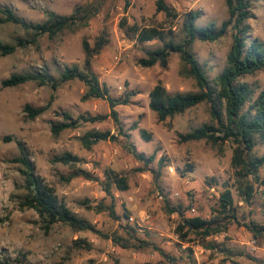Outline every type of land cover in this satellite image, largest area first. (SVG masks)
<instances>
[{
	"label": "rangeland",
	"instance_id": "rangeland-1",
	"mask_svg": "<svg viewBox=\"0 0 264 264\" xmlns=\"http://www.w3.org/2000/svg\"><path fill=\"white\" fill-rule=\"evenodd\" d=\"M155 2L0 0V5L34 24L44 22L47 11L71 15L78 7L100 5L86 26L64 30L55 38L43 35L10 55L0 53V258L11 264H264V236L254 237L249 229L251 222L264 226L262 187L252 177L247 178L255 192L250 204L243 200L232 163L235 144L230 140L217 146L206 140L180 141V134L214 123L210 105L201 103L165 121H159L149 108V93L158 83L172 93L199 90L189 66L179 53H171L166 68L142 67L138 63L147 51L162 44L157 39L140 42L137 30L156 27L182 42L187 13H201L197 27L209 23L220 26L229 17L226 0H167L176 10V18L157 12ZM251 14L249 38L264 41V0H251ZM1 17L0 14V20ZM234 33L230 27L218 41L196 40L191 45V52L211 82L227 65ZM101 36L107 42L91 59V68L113 97L130 94L129 102L116 107L118 123L109 117L54 136L51 124L62 121L60 114L64 111L73 118L110 112L105 100H82L87 91L82 81H61L66 67L77 65L86 70L83 42L94 47ZM19 38H32V32L0 21V42L16 44ZM43 71L58 83L56 89L37 82L2 86V81L12 74ZM241 81L251 86L256 99L264 90V70L246 75ZM50 101L51 107L34 120L24 113L27 104L37 108ZM93 129L119 134V139L101 141L88 150L81 137ZM142 130L151 134L150 141L141 136ZM18 142L24 145L42 183L52 187L60 202L108 238L92 231H75L62 223L46 229L37 211L21 208L27 190L21 166L13 161L20 156ZM127 142L134 145L137 154L147 158L153 155L154 161L148 165L140 161L127 149ZM66 152L80 161L75 165L52 163L53 157ZM253 154L264 155V142L258 140ZM80 170L94 179L79 175ZM106 170L125 175L128 180V190L112 188L116 217L108 210H100L101 205L112 204L103 189ZM260 173L264 177V167ZM226 189L232 192L237 221H230L226 232L206 239L191 233V241H181L175 231L181 217L168 213L167 203L172 207L182 205L185 217L208 219ZM112 236L121 237L127 247L117 245ZM78 240L89 242L92 248H78ZM210 244L216 247L208 248Z\"/></svg>",
	"mask_w": 264,
	"mask_h": 264
},
{
	"label": "trees",
	"instance_id": "trees-1",
	"mask_svg": "<svg viewBox=\"0 0 264 264\" xmlns=\"http://www.w3.org/2000/svg\"><path fill=\"white\" fill-rule=\"evenodd\" d=\"M156 11L164 13L168 18H176V10L167 0H156ZM229 13L228 19L224 20L220 26L209 23L206 26L197 27L196 22L200 17V12L191 11L184 16L183 31L184 39L176 42L166 32L156 27L137 30L138 40L147 42L159 40L161 47L147 51V56L141 58L138 63L142 67H152L160 65L166 68L169 63L171 53H179L182 60L189 66L190 75L196 80L199 90L190 93H172L162 84L158 83L149 93V108L157 115L159 121H165L176 115L183 114L187 110L198 106L201 103H208L211 108L213 124H204L188 133L180 134L181 142L206 140L217 146L226 141L235 144L232 163L236 170L237 183L240 195L243 200L250 204L254 196V185L246 182L252 177L259 186L262 187L264 196V177L261 176V169L264 167V155L254 156L253 151L258 140L264 142V90L256 99H253L254 90L251 86L242 82L241 78L246 75H253L264 70V41L259 38H249L251 26L248 20L252 17L251 0H226ZM100 5L91 7H78L71 15H60L54 11L46 12V20L42 23H28L23 18L17 16L8 6L0 5L2 23H13L32 32V38L17 39L16 44H5L0 42V53L3 56L10 55L18 47H26L43 36L55 38L58 34L67 29L86 26L88 20L99 11ZM232 27L235 31L232 46L227 56V65L211 82L203 71L198 60L191 52L190 48L194 41L215 42L222 38ZM107 40L101 36L91 47L87 41L83 42L86 54V70L82 71L77 65L66 67L62 73L61 81L79 80L85 83L87 91L82 97L83 101L89 99H102L108 102L110 112L95 116H79L73 118L66 111L60 115L62 121L51 124V132L54 136H59L63 131L77 129L83 124L101 122L111 117L118 123V105H125L129 102L130 94L123 98L113 97L108 88L102 85L98 75L91 68V59L102 50ZM28 82H37L40 86L51 85L53 89L58 87V83L53 80L48 71L12 74L2 81V86L16 87ZM51 107V101L42 107L25 105L24 113L31 120L41 116ZM224 109L225 116L222 113ZM120 133L122 129H120ZM123 135V134H121ZM128 139L129 134H124ZM141 136L146 140H151V134L146 130L141 131ZM119 134H112L110 131L89 130L81 137V143L86 149H91L101 141H118ZM127 149L136 157L145 162L146 165L154 161V156L146 157L144 154H137L134 145L127 142ZM20 156L13 159L20 164V173L24 177L27 194L20 203L21 208L34 209L45 222L46 229L57 223L65 224L75 231H92L108 238L95 228L94 225L78 217L65 204L59 201L54 189L42 183L37 177L35 167L25 151V147L18 142ZM52 163L63 165H75L80 158L70 152L52 158ZM163 162V160H162ZM79 175L87 179H94L90 173L80 170ZM70 179V178H68ZM119 191L129 189L128 180L125 175H121L113 170L105 171V181L103 189L112 199L110 206L101 205L100 210H108L110 215L116 217L114 211L112 188ZM168 213H177L181 217V222L176 227V233L183 242L191 241L189 235L192 233L199 239H206L214 235L226 232L230 221H237L234 198L230 189H226L220 195L218 207L212 210L210 218L200 216L185 217L182 205L172 207L166 205ZM249 229L254 237L264 236V226L251 222ZM113 241L121 247H127L122 242L121 237L112 236ZM75 246L90 250L91 244L85 240L75 241ZM208 246V245H207ZM210 244L208 248H215ZM0 264H11L10 260L0 258ZM117 264V263H115Z\"/></svg>",
	"mask_w": 264,
	"mask_h": 264
}]
</instances>
